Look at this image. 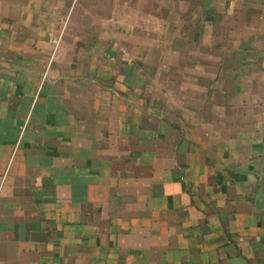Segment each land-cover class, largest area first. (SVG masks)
I'll use <instances>...</instances> for the list:
<instances>
[{
    "label": "crops",
    "instance_id": "obj_1",
    "mask_svg": "<svg viewBox=\"0 0 264 264\" xmlns=\"http://www.w3.org/2000/svg\"><path fill=\"white\" fill-rule=\"evenodd\" d=\"M264 0H0V264H264Z\"/></svg>",
    "mask_w": 264,
    "mask_h": 264
},
{
    "label": "built area",
    "instance_id": "obj_2",
    "mask_svg": "<svg viewBox=\"0 0 264 264\" xmlns=\"http://www.w3.org/2000/svg\"><path fill=\"white\" fill-rule=\"evenodd\" d=\"M263 172H264V168H263Z\"/></svg>",
    "mask_w": 264,
    "mask_h": 264
}]
</instances>
